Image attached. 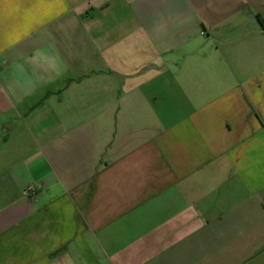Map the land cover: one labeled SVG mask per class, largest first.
Listing matches in <instances>:
<instances>
[{"label":"crops","instance_id":"obj_1","mask_svg":"<svg viewBox=\"0 0 264 264\" xmlns=\"http://www.w3.org/2000/svg\"><path fill=\"white\" fill-rule=\"evenodd\" d=\"M264 0H0V264H264Z\"/></svg>","mask_w":264,"mask_h":264},{"label":"built area","instance_id":"obj_2","mask_svg":"<svg viewBox=\"0 0 264 264\" xmlns=\"http://www.w3.org/2000/svg\"><path fill=\"white\" fill-rule=\"evenodd\" d=\"M1 66H2V64H1V62H0V68H1Z\"/></svg>","mask_w":264,"mask_h":264},{"label":"trees","instance_id":"obj_3","mask_svg":"<svg viewBox=\"0 0 264 264\" xmlns=\"http://www.w3.org/2000/svg\"><path fill=\"white\" fill-rule=\"evenodd\" d=\"M260 22H261L262 24H264L262 20H261Z\"/></svg>","mask_w":264,"mask_h":264}]
</instances>
